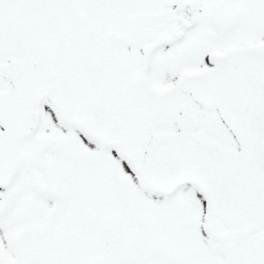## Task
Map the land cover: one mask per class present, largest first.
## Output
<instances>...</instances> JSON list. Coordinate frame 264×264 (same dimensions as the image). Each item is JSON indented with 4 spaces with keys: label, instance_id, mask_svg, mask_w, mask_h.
<instances>
[{
    "label": "snow or ice",
    "instance_id": "1",
    "mask_svg": "<svg viewBox=\"0 0 264 264\" xmlns=\"http://www.w3.org/2000/svg\"><path fill=\"white\" fill-rule=\"evenodd\" d=\"M0 264H264V0H0Z\"/></svg>",
    "mask_w": 264,
    "mask_h": 264
}]
</instances>
